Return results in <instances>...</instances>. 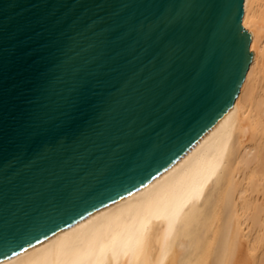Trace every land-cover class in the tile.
I'll use <instances>...</instances> for the list:
<instances>
[{"label":"water","instance_id":"water-1","mask_svg":"<svg viewBox=\"0 0 264 264\" xmlns=\"http://www.w3.org/2000/svg\"><path fill=\"white\" fill-rule=\"evenodd\" d=\"M244 0H0V260L159 176L232 108Z\"/></svg>","mask_w":264,"mask_h":264},{"label":"bare ground","instance_id":"bare-ground-1","mask_svg":"<svg viewBox=\"0 0 264 264\" xmlns=\"http://www.w3.org/2000/svg\"><path fill=\"white\" fill-rule=\"evenodd\" d=\"M253 54L232 108L115 203L0 264H264V0H244Z\"/></svg>","mask_w":264,"mask_h":264}]
</instances>
